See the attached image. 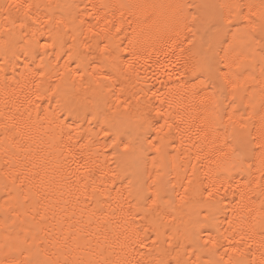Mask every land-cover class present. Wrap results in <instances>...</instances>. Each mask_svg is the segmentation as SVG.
I'll return each instance as SVG.
<instances>
[{
  "label": "bare ground",
  "instance_id": "obj_1",
  "mask_svg": "<svg viewBox=\"0 0 264 264\" xmlns=\"http://www.w3.org/2000/svg\"><path fill=\"white\" fill-rule=\"evenodd\" d=\"M0 264H264V0H0Z\"/></svg>",
  "mask_w": 264,
  "mask_h": 264
}]
</instances>
